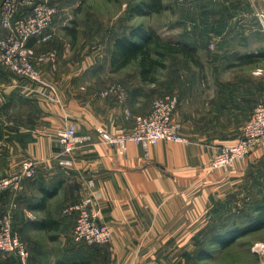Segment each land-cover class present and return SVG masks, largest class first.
<instances>
[{
  "label": "crops",
  "instance_id": "crops-1",
  "mask_svg": "<svg viewBox=\"0 0 264 264\" xmlns=\"http://www.w3.org/2000/svg\"><path fill=\"white\" fill-rule=\"evenodd\" d=\"M32 45L38 51L60 48V61L56 69L41 66L40 82L0 69V177L19 173L22 161L33 159L38 162L42 183H63L59 195L68 199V206L86 198L88 180H94L103 193L101 222L112 232L110 246L117 256L152 255L160 246L169 249V242L189 240L195 225L200 224V217L195 218L191 209L206 207L200 198L207 190L218 191V223L231 218L249 224L257 218L256 208L264 202V145L229 170L212 169V161L218 144H235L255 106L264 102V69L254 73L261 77L257 78L262 82L261 92L256 90L257 80L246 84L231 80L221 99L213 94L218 92V84L217 89H204L209 76L206 69L193 73V79L184 73L181 109L178 107L175 119L181 117L183 135L189 142H161L146 155L134 143L119 150L104 142L96 129L111 135L131 131L134 116L149 113L155 99L164 94L157 84H143L138 72L121 74L128 99L119 104L100 95L117 81L118 74L92 71L96 64L93 57L87 56L79 64L64 62L58 37L48 44ZM27 98L37 102V111L31 112L24 101ZM66 123L75 124L79 135L91 136V142L74 152L70 167H63L58 160V131ZM206 127L214 130L205 133L202 129ZM218 127L228 129L223 133L225 139H219ZM34 187L32 180L25 181L19 194V203H23L17 225L26 224L50 241L55 236L62 239V226L58 231L42 229L39 224L44 212L26 206L32 203ZM53 214L57 216L56 211ZM55 218L64 222L63 216ZM68 218L66 228L73 230L75 218H69L70 222ZM263 231L257 232L261 239ZM30 246L31 264H47L49 256L61 264L60 253L57 259L56 252L52 254L46 246L32 242Z\"/></svg>",
  "mask_w": 264,
  "mask_h": 264
},
{
  "label": "rangeland",
  "instance_id": "rangeland-1",
  "mask_svg": "<svg viewBox=\"0 0 264 264\" xmlns=\"http://www.w3.org/2000/svg\"><path fill=\"white\" fill-rule=\"evenodd\" d=\"M52 1L58 9L59 20L54 26L56 36L52 41L58 37V45L61 47L64 62L79 64L87 56L93 57L96 64L92 71L110 72L113 40L142 25L146 28H155L166 40L185 41L197 45L209 75L208 80L205 81L204 89H215L218 84V92L213 93L214 96L215 93L216 96L218 95V99L223 97L221 92L225 87H229L231 80L237 79L239 83L243 81L245 84L247 80H257L255 87L257 91L261 92L262 82L257 79L261 77H257L254 73L258 72V69H264V21L259 17V14L264 12V0H162L165 8L160 13H151L147 16H131L130 9L138 4H150L152 0ZM1 3L2 0H0V5ZM59 49L54 46V48L38 51L34 47L36 54L57 50L60 58ZM247 61H254V63L244 64ZM138 71L137 64H132L116 76L118 79L114 83H122L121 74L125 73L129 76V74ZM198 72L199 70L187 60L170 57L167 69L159 72L160 79L157 84L158 90L164 94L157 97L154 103L159 98L170 95L177 96L180 103L184 73L188 78L193 79L196 77L193 73ZM216 72H218V77H214ZM172 86L175 91L170 92ZM239 88H242L241 84ZM180 105L178 104V107L181 109ZM176 120L181 124L183 133L181 117L178 116ZM213 130L209 127L202 129L205 133ZM216 130H218L219 139H225L223 133L228 129L218 127ZM222 146L223 144L219 143L218 150ZM40 178L38 172L32 179L35 185L33 188L35 193L30 198L32 203H37L41 198L40 186L44 185V182L42 183ZM51 185L50 188H54L55 184ZM201 196L200 201L205 203L206 207L191 209L195 218L200 217V224L198 222L193 228L194 234L191 238L183 241L176 240L172 244L169 242L167 243L169 249L160 246L156 252L147 256L114 255L110 246L112 241L106 245L88 248H80L75 245L72 230L66 228L64 223L68 217L72 221V216H67L64 212L68 206V199L64 198L62 194L48 201V210L52 216H63L61 232L64 237L62 239L50 241L45 238V235L39 236L26 224L22 226L15 223V230L28 245L31 252L30 258H32L31 262L29 261L30 264L34 260L31 242L39 246H46V249L51 250L52 254L56 252L57 259H59L58 254L60 253L63 259L61 264H264V231L263 239L260 238V234L254 233L240 239L228 249L210 245L212 235L218 230V191L207 190L206 194H201ZM18 197L20 195L17 196L16 201ZM17 203L18 207L14 211V215L16 211L19 212L23 202L17 201ZM9 207L10 204L4 212L8 211ZM55 211L57 216L53 214ZM204 249L211 254V258L200 260L198 256ZM0 262L22 264L4 253H0ZM46 263L55 264V260L49 256Z\"/></svg>",
  "mask_w": 264,
  "mask_h": 264
},
{
  "label": "built area",
  "instance_id": "built-area-1",
  "mask_svg": "<svg viewBox=\"0 0 264 264\" xmlns=\"http://www.w3.org/2000/svg\"><path fill=\"white\" fill-rule=\"evenodd\" d=\"M58 9L51 0H2L0 5V69H5L22 79L40 82L42 65L56 69L59 61L57 50L36 54L32 42L45 44L56 36L54 20ZM264 21V12L259 14ZM104 98H112L119 104L127 101L128 93L122 83H114L100 92ZM179 99L175 95L159 98L147 115H135L134 125L128 133L111 135L97 128L104 142L125 150L130 143L143 148L146 155L150 147L161 142L188 143L181 124L175 119ZM126 115L131 117L129 110ZM59 164L70 167L73 154L82 145L91 142L90 135H79L77 126L66 123L58 131ZM264 145V102L258 103L251 118L241 128L238 141L222 146L215 154L212 169L229 170L237 162L247 158ZM39 166L33 159L25 160L21 171L0 177V196L7 190L13 194L10 209L0 215V253L16 257L27 264L31 257L28 245L14 230V211L18 207L17 196L25 181L36 177ZM89 194L86 198L66 208L65 213L75 218L72 237L77 246L106 245L112 241L110 228L101 222L103 193L94 180H88ZM2 201L0 199V208Z\"/></svg>",
  "mask_w": 264,
  "mask_h": 264
},
{
  "label": "trees",
  "instance_id": "trees-1",
  "mask_svg": "<svg viewBox=\"0 0 264 264\" xmlns=\"http://www.w3.org/2000/svg\"><path fill=\"white\" fill-rule=\"evenodd\" d=\"M51 3L53 5H56L52 0ZM164 8L165 7L163 6L162 0H152L150 4L148 3H143L142 5L138 4L134 8H131L130 15L147 16L150 15L151 13H160ZM57 20H58V16L56 15L54 24L57 23ZM170 57H180L190 62L200 72H205V65L202 62L200 50L197 45H193L185 41L174 42L171 40H166L161 36V34L155 28L152 27L146 28L140 25L131 29L127 34L119 35L113 40V50L111 53V60H110V66H111L110 73L120 74L128 66L132 64H137L139 68L138 73L140 75V79L143 84L145 85L158 84L160 79L159 72L167 69L168 60L170 59ZM243 58H248V57H243ZM252 63H254V61H250V62L247 61L246 63L244 62V64H252ZM122 83L125 85L123 81ZM24 101L28 103V106H30L32 113L39 109L37 102L34 101L33 99L27 98L24 99ZM58 152H60V148L58 149ZM25 160H23L22 163ZM40 187H41L40 189L41 198L37 201V203H31L26 206L30 210L45 212L44 219L39 224L42 229L58 231L62 226V221L60 222L57 218L52 216V214L48 210L49 209L48 201L59 195L60 189L62 188V183L57 186H54V188H50V184L47 185L44 184L41 185ZM12 196L13 194L10 190L5 191L0 196V199L2 201V207L0 208V215L4 213V210L5 208H7V205L10 204ZM17 201L19 202V197ZM256 212H257V218L254 221L250 222L249 224L244 222H239V223L236 221L233 222L231 218L227 219L226 221L219 222L218 230L214 235H212L210 245H218L220 249H228L229 247L237 243L240 239L247 237L251 234L263 231L264 202L256 208ZM17 213L18 211H16L13 218L14 230L16 229L15 216L17 217ZM67 216L69 215L67 214ZM58 237L59 236L52 237V240L56 241ZM94 246H98V245H94ZM88 247L91 246H80V248H88ZM7 255L19 261L16 257L9 254ZM198 257L200 258V260H207L211 258V254L208 253L206 249H204L201 250ZM31 260L32 258H30L29 261L31 262ZM0 264H11V262H0Z\"/></svg>",
  "mask_w": 264,
  "mask_h": 264
}]
</instances>
